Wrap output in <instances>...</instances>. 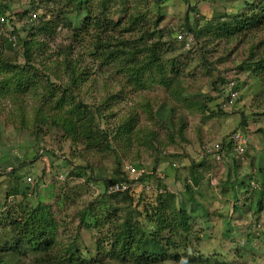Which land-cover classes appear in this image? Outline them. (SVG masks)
<instances>
[{
	"label": "rangeland",
	"instance_id": "1",
	"mask_svg": "<svg viewBox=\"0 0 264 264\" xmlns=\"http://www.w3.org/2000/svg\"><path fill=\"white\" fill-rule=\"evenodd\" d=\"M33 1L0 0V4L8 5L11 12V16L5 15L6 19L0 18V60L3 61L0 63L7 65L0 69V217L8 209L14 211L22 207L29 211L38 203L47 204L61 224L58 239L77 245L83 256L89 258L87 246L93 245V239L89 231H79L81 212L104 193L111 179L122 177L129 166L146 170V181L138 182L131 192L132 198L113 196L107 206L110 209L116 203L126 206L132 201L135 205L141 202L140 213L147 208L150 214L148 219L143 215V220L153 225L151 212L162 208L159 196L167 197L172 193L175 206L187 204L195 195L187 188L192 186L193 180L199 183L198 178H202L199 172L205 165L210 168L214 164L215 169L224 163L231 166L232 161L228 162L227 155L230 153L232 158L236 155L232 152L231 137L242 132L253 140V144H248L240 168L245 181L254 179L258 189L251 190L248 183V187H243L242 191L253 194L245 195L246 199L237 202L236 212L227 201L229 194L235 193L232 182L225 178L227 173L235 177L229 173L230 169L219 168L220 177H204L201 185L208 188L206 191L215 189L217 195L215 200L208 201L206 194L199 201L209 212L196 205L203 218L193 211L194 227L200 235L199 240L187 245L186 253L193 261L164 264H205L204 260L210 264H264V172L259 174L261 163L255 162L260 153L264 156V67L258 69L255 66L256 61L264 58V28L253 30L251 36L230 40L201 37V49L189 51L179 42L175 52L165 54L166 58L174 54L183 63V74L173 85L175 90L158 83L140 88L125 75L126 65L117 64L116 71L111 65H102L103 58L91 55L93 27L87 31H73L71 25L63 22L50 33L36 35L44 49L43 55L35 53L32 64L38 69L45 64L54 67L49 74L52 82L59 86L57 89L69 85L64 65L60 64L65 57L77 59L78 67L87 72V77L81 79L74 92L86 107L94 104L103 112L102 120L97 117L100 126L95 128L97 132L92 139L96 146L92 144L88 148L89 142L76 143L52 123L55 114L48 105L61 92L47 93L45 88L50 85L46 77L38 74L41 83L35 88L29 86L26 90L18 86L19 79L22 82L25 75L16 76L15 73L25 66L29 69L23 49V39L28 36L29 28L23 29L22 24L30 15H37L36 24L41 17L52 18L50 9ZM189 2L190 5L185 0H93L87 10L94 16L102 15L104 11L115 20H123L127 15L122 7L126 5L131 13H143L149 23L161 15L159 27L173 39L185 29L187 21L191 26L230 21L245 8L246 0ZM191 6L195 9L191 10ZM89 11L81 15L71 13L69 18L73 22L88 19ZM136 35L134 32L129 37ZM230 71L237 77L232 104L226 103L223 77V73ZM201 103L206 110L200 109ZM46 105L40 114L39 109ZM86 107L85 112L90 113ZM132 117H135L136 126L128 132L124 126ZM91 121L95 124L96 119L92 117ZM103 130L108 133L107 137H96ZM208 144L223 146L222 159H213V163L208 160L197 170L198 166L192 164L191 159L200 162V155L205 153L203 148ZM13 169L25 180L28 176L32 178V181H23L24 188L28 187L24 194L8 193L16 187L8 174ZM219 196L227 200H220ZM95 204L100 205L97 201ZM255 223L262 225L259 234L253 232ZM17 238L15 232L0 227V246ZM181 252L183 254V249Z\"/></svg>",
	"mask_w": 264,
	"mask_h": 264
},
{
	"label": "trees",
	"instance_id": "2",
	"mask_svg": "<svg viewBox=\"0 0 264 264\" xmlns=\"http://www.w3.org/2000/svg\"><path fill=\"white\" fill-rule=\"evenodd\" d=\"M92 1L34 0L32 3L44 4L50 9L52 18L41 17V20L36 24L37 15L36 17L30 15L23 22L22 28H29L28 36L23 39V49L26 65L32 70V73L26 66L20 72L15 73L16 76L25 75L21 78L22 82L19 79L18 86L20 85V88L28 90L29 86L33 88L39 86L41 83L39 78L42 75L46 77V81L50 85L45 88L47 93L53 95L55 92H61V95L55 99L52 98L53 103L48 105L50 111L55 114L52 123L58 125L65 136L72 137L71 139L76 143L89 142L88 148L96 146L92 139L95 138L97 132L95 128L98 129L100 126L97 117L102 120L103 112L101 108L94 107V104L86 107L74 92L81 79L87 77V72L78 67L77 59L73 60L70 56L65 57L60 64L64 65L69 85L66 88L61 86L62 89H57L56 87L59 86L56 82H52L49 74L50 69L54 67L45 64L43 68L38 69L32 64L35 53L40 52L41 55V51L44 49V44L36 40V35L50 33L53 28L63 22L71 25L73 31H87L93 27L95 34L91 45L93 51L91 55H95L98 59L103 58L105 62L100 63L111 65L114 67V71H116L117 64L126 65L125 75L132 84L138 85L140 88L152 87L158 83L169 90H175L173 85L178 83L183 74L182 61L177 59L174 54H170L168 58L165 56L168 52H175L180 41L177 40L176 35L172 39L159 27L161 15L156 16L149 23L143 13L139 11L131 13L128 11V7L123 5L122 11L127 15L123 20H119V18L115 20L104 11L101 12L102 15L94 16L87 10ZM165 1L167 0H160V2ZM185 1L190 5L189 0ZM190 8L191 10L195 9L192 6ZM84 11H89L90 18L81 21L78 19L76 22L69 18L71 13L81 15ZM10 13L8 5L0 4V18H5V15ZM143 25L144 28H142ZM263 28L264 0H246L245 8L233 15L230 21H219L214 25L207 23L204 26H200V24L191 26L187 21L185 29L196 36L197 44L191 49H186L184 43H180L181 47L188 51L195 48L201 49L203 44L199 40L201 37L205 39L218 37L230 40L245 35L251 36L253 30L257 31ZM134 32H137V35L129 37ZM76 36L80 37L79 34ZM164 37H167L166 40ZM0 62L3 61L0 60ZM4 66L7 65L0 63V69ZM255 66L258 69L260 66L264 67V58L256 61ZM46 72H48L47 75H45ZM200 106L201 110H206L204 104L201 103ZM45 107L47 105L39 109L40 114L44 112ZM85 107L91 114L85 112ZM92 117L96 119L95 124L91 121ZM134 120L135 117L130 118L124 129L132 132L136 126ZM107 134L103 130L96 137L106 138ZM233 158L236 160V164L237 162L241 163L237 155H234ZM8 174L14 179L16 186L8 193L12 195L19 192L24 194L28 188H24L23 181L26 178L24 179L21 174H16L14 169L8 171ZM125 177L126 171L122 177L111 179L110 182L121 181ZM144 178H141L143 183L146 181ZM247 183V181L244 182L246 187H248ZM187 190L189 193H193L191 186ZM120 195L125 196L126 199L133 197L130 191L108 194L105 188L104 193L90 202L81 212L79 231L82 229L89 231L93 239V245L87 246L89 258L83 256V252L77 245L63 243L58 239L61 224L49 205L38 203L29 211L23 210L22 207H17L14 211L6 210L2 214L4 216L0 217V227L15 232L18 238L11 243L6 241L0 246V264H164L168 261L181 263L193 261L186 253L187 245L192 241L199 240L200 235L194 227L193 212L188 210L185 205L175 206L174 194L169 193L167 197L159 196V204L162 208L157 212H151L150 221L153 225L146 224L143 220V215L148 219L150 214L147 208L143 209L142 214L140 213L141 202L135 205L132 201L130 205L126 206L116 203L115 206L112 204L109 209L107 206V202H110L109 199L113 196L119 198ZM96 201L99 202V206L95 204ZM182 249L183 254H180ZM203 263L210 264L205 260Z\"/></svg>",
	"mask_w": 264,
	"mask_h": 264
},
{
	"label": "built area",
	"instance_id": "3",
	"mask_svg": "<svg viewBox=\"0 0 264 264\" xmlns=\"http://www.w3.org/2000/svg\"><path fill=\"white\" fill-rule=\"evenodd\" d=\"M36 17V15H34ZM176 38L178 41L184 43L186 49H191L194 45L197 44L196 36L187 30H182L178 34H176ZM231 72V73H230ZM223 73V77L226 81V103H234V96L237 91L236 84H237V77L233 74L232 71ZM225 103V105H226ZM227 106V105H226ZM224 107V105H223ZM231 143H233V152L240 158V160L244 159L249 139L245 136L242 132H237L231 137ZM204 154H211L215 157L216 160L222 159V149L223 146L221 144L215 145H205L204 146ZM147 175V172L143 168H137L135 166H129L126 169V177L121 181H117L114 183H110L106 187V191L108 194H115V193H124L127 191H134L135 187L138 185V182L141 178ZM160 176V175H159ZM28 181H32L31 176H28ZM254 179H251L248 184L250 185L251 190L258 189ZM261 224H254L253 225V232L255 234H259L261 231Z\"/></svg>",
	"mask_w": 264,
	"mask_h": 264
},
{
	"label": "crops",
	"instance_id": "4",
	"mask_svg": "<svg viewBox=\"0 0 264 264\" xmlns=\"http://www.w3.org/2000/svg\"><path fill=\"white\" fill-rule=\"evenodd\" d=\"M248 144L249 145L250 144L252 145L253 144V140L252 139H249ZM247 147H249V146H247ZM232 156L233 155H231L230 153H228V155H227L228 162L232 161L231 166H228L227 164L224 163L223 166H221V167H222V170L223 169H227V171H228V169H230L229 170V173L231 174V172H232V175L233 174L235 175V177L232 178L231 176H228V173H227V176L225 177V178L230 179V182H232V184H233L232 191H235V193L234 192L233 193L231 192L229 194L230 199H228V200L226 198L225 199L227 201H230L231 202V207H234L233 209H235L236 212H237V209L239 207V205L237 204V202H240V199H246L245 198V195H249L252 192L242 191L243 190V187L244 188L246 187V184H244V181L246 180V179H244V175L245 174L242 172V170L240 168L241 167L240 166L241 163H238L237 162V164H236V160H234V158H232ZM200 159H201L200 162H198L199 161L198 159H196V161L193 160V159H191V163L194 164L195 166H198L196 168L197 170L200 169V167L202 168L205 165L204 162H206L208 160H209L208 161L209 163L210 162L213 163L212 161H213V159H215V157L213 155H211V154H204V155H200ZM257 161L259 162L258 164L261 163L260 166H259V168H260V170H259L260 173L259 174L261 175L264 172V156L261 155V153L255 159V162H257ZM218 163H220V162H218ZM192 164H191V166L193 167ZM220 165L221 164H219V166ZM215 166L216 165L213 164L212 167L207 168L206 165H205L203 167V169L199 172V174H201V176H202L203 179L198 175V177H200V178H198V179H200L199 183H198L197 180L191 181L192 182V186H191L192 192H194L195 195L192 196V198L190 199V201H187L189 204L186 202L187 204H185V206H186V208H188V210H190L192 212L193 211L199 212L201 214L200 215L201 217H202V212L200 211V208L196 207V205H198L201 208L203 207L206 210L207 207L205 208L204 204L203 203H199V201H201V199L206 194H207L208 201H210V200L212 201L213 198L215 200L216 199V195H217L215 189H210V190L206 191V189H208V188H205L204 185L203 186L201 185V183H202L201 180H204V177H206V176H210L211 177V176L217 175V177H220V174H219L218 171H221V169L219 170V168H221V167L215 169ZM183 172H185V171H183ZM241 174H243V175H241ZM228 179H226V181ZM215 181L214 182L212 181V182L215 183ZM244 192H246V193H244ZM219 198H220V196H219ZM222 199L225 201L224 198H220V200H222ZM208 204H209L210 207H212V204L211 203H208ZM236 205H237V207H236ZM207 210L209 212V209L208 208H207Z\"/></svg>",
	"mask_w": 264,
	"mask_h": 264
}]
</instances>
